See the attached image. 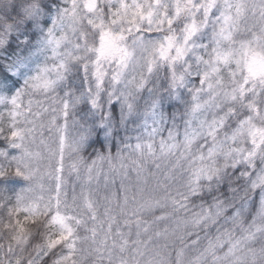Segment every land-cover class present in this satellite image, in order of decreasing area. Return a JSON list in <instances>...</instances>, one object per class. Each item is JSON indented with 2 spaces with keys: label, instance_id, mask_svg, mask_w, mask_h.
Returning a JSON list of instances; mask_svg holds the SVG:
<instances>
[{
  "label": "snow or ice",
  "instance_id": "1",
  "mask_svg": "<svg viewBox=\"0 0 264 264\" xmlns=\"http://www.w3.org/2000/svg\"><path fill=\"white\" fill-rule=\"evenodd\" d=\"M0 264H264V0H0Z\"/></svg>",
  "mask_w": 264,
  "mask_h": 264
}]
</instances>
